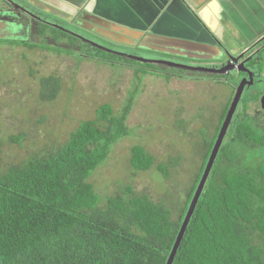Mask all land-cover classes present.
<instances>
[{
	"label": "trees",
	"instance_id": "obj_1",
	"mask_svg": "<svg viewBox=\"0 0 264 264\" xmlns=\"http://www.w3.org/2000/svg\"><path fill=\"white\" fill-rule=\"evenodd\" d=\"M55 18L54 24L65 28L66 22ZM39 33L81 41L60 28ZM78 53L90 59V54ZM40 83L41 101L54 102L60 79L49 76ZM132 96L118 115L113 107L101 106L96 120L82 123L59 148L5 170L0 135V264H168L215 141L205 139L206 153L190 189L177 194L166 185V167L154 170L155 158L142 146L132 148L126 163L151 177L157 188L160 184L157 192L166 191L167 202L136 193L131 185L136 174L126 176L123 194L103 198L88 181L131 136ZM235 132L236 144L262 143L264 148V137L256 139L246 123ZM23 139L12 136L10 142L22 145ZM240 157L229 144L221 148L173 264H264V161ZM179 160L171 161L173 166L181 165Z\"/></svg>",
	"mask_w": 264,
	"mask_h": 264
},
{
	"label": "rangeland",
	"instance_id": "obj_2",
	"mask_svg": "<svg viewBox=\"0 0 264 264\" xmlns=\"http://www.w3.org/2000/svg\"><path fill=\"white\" fill-rule=\"evenodd\" d=\"M28 4L37 11L33 14L38 16L33 19L35 22L44 17L53 28H45L42 24L32 26L29 22L28 28L36 27L34 35L30 29L29 37L32 38L15 35V39L6 38L9 34L6 30L21 31L24 25L0 24V135L4 139V170L31 158H42L59 148L82 123L96 120V112L101 106L113 107L118 115L133 94L134 109L128 120L131 136L114 148L109 164L99 168L88 182L100 196L111 198L125 192L126 176L131 179L136 174L137 178L131 183L136 193L144 192L155 202L162 198L167 202V192H157L160 184L157 188L151 177L135 172L130 168L131 164L126 163L132 148L142 146L155 158L154 170L162 165L166 167L167 175L170 174L168 187L174 188L176 194L184 188L189 190L206 153L205 139L202 140L199 132L212 137L214 122L219 123L225 113L221 106L223 99L230 97L227 88L202 84L201 88L192 90L186 85L190 83L183 82L182 85V82L174 81L169 72L162 71L157 65L155 68L143 66L133 59L153 61L165 56L98 38L72 23H63V28L54 24L55 17L44 14L48 10L39 11L38 3ZM56 28L98 47L94 50L83 41L73 42L63 37L55 40L51 35L39 33L42 30L53 32ZM81 51L90 54V59L82 58L78 53ZM110 54L117 58L113 59ZM177 61L185 63L184 60ZM148 68L150 70L144 72ZM49 76L60 79L61 91L54 102L45 103L40 99V82ZM182 107L186 110L184 115L180 113ZM247 109L245 104L239 109L235 123L239 114L243 115ZM261 114L257 112L254 118L248 116L247 120L257 138L264 137V115ZM206 119L210 123H205ZM204 124L211 127V135L202 132ZM21 135L24 137L22 145L10 142L12 136ZM232 136L233 131L228 139ZM229 145L232 152L242 156L240 160L264 161L262 143L256 147ZM178 160L181 165H177ZM171 161H176L174 166Z\"/></svg>",
	"mask_w": 264,
	"mask_h": 264
},
{
	"label": "crops",
	"instance_id": "obj_3",
	"mask_svg": "<svg viewBox=\"0 0 264 264\" xmlns=\"http://www.w3.org/2000/svg\"><path fill=\"white\" fill-rule=\"evenodd\" d=\"M29 1L60 18L83 13L90 32L94 20L104 39L164 58H198L219 43L237 50L264 34V0Z\"/></svg>",
	"mask_w": 264,
	"mask_h": 264
},
{
	"label": "flooded vegetation",
	"instance_id": "obj_4",
	"mask_svg": "<svg viewBox=\"0 0 264 264\" xmlns=\"http://www.w3.org/2000/svg\"><path fill=\"white\" fill-rule=\"evenodd\" d=\"M28 2L31 1L0 0V24H13L14 26L24 25V28L21 29V31L13 32V30H6V33H9L6 35V38H15V35H17L18 37L22 36V38H24V36L29 37L30 29L34 35L36 27L28 28L29 22L33 23H31L32 26H37L38 24L51 25V23L48 22V19L44 17H40L37 20L38 22H35L33 19H36L38 16L33 14H35V12L37 13V11L33 10V6L29 5ZM37 9L42 12L48 10L41 6L37 7ZM28 13L30 16L28 15ZM44 14H47V16H54L51 12H47ZM54 17H57V19L59 18L63 22L72 23L73 26L76 25L80 29L98 36V38L104 39L102 34H99L100 32L97 31L98 29H102V24L91 20V25L93 26L94 24L96 30L90 32L89 29H85L84 26L86 24V21L88 20L83 13H81L80 15L77 14L75 17H73V19L67 17L60 18L58 16ZM29 38H32V36ZM80 40L86 44H90L88 43L90 41H86L83 39ZM108 40L112 39L110 38ZM90 45L95 46L94 44ZM218 45L219 47L217 49L208 50V52L210 53L204 52L205 55H202L203 57H170L169 59L164 58L162 60L158 59L153 61L161 62V64L159 65L160 69L162 71L164 69L166 72H169L174 81H180L182 82V85H184L183 82L190 83L186 85H188L190 89L192 88V90L201 88L203 86L202 84L209 85L212 88H214V86L216 85H224L227 88V95L230 94V97L226 100L223 99L221 105L223 108H225L224 116L219 123L214 122V131L212 132V137H209L211 141H215L214 147L221 135L223 126L228 118V114L235 104L234 102L236 101L237 94L239 93V90H241V86L243 85L241 100L239 102L238 108L235 110V114L232 117V122L222 145L223 149L225 144L235 145L239 141V139H236L235 132V129L239 124L246 123V126L252 129L251 126L247 123V120L249 119L248 116L252 119L257 112H260L262 113L261 115H264V34L249 46L242 47L237 50H232L231 48L226 47L223 43H219ZM227 55H229L230 57H228ZM81 56H83V54H81ZM177 60H184L185 63L179 62ZM112 63L116 64V62H111L110 64ZM208 89L210 90L211 88ZM244 104L249 110L247 109L248 111H246L243 115L239 114L240 117L235 123L236 115L238 114L239 109ZM180 109V113L184 115L186 111L185 108L182 107ZM187 115V119L189 120V112H187ZM205 123L208 124L210 122L207 120L205 121ZM204 127L205 129H202V132L211 135V133L209 132L211 127H207L205 124ZM231 131H233L234 136L228 139ZM262 132L264 134V124ZM199 135L202 140L208 138L207 135L201 133V131L199 132ZM255 138L258 139L256 134ZM204 143L207 144L205 140ZM246 146L256 147V145L252 143L247 144Z\"/></svg>",
	"mask_w": 264,
	"mask_h": 264
},
{
	"label": "water",
	"instance_id": "obj_5",
	"mask_svg": "<svg viewBox=\"0 0 264 264\" xmlns=\"http://www.w3.org/2000/svg\"><path fill=\"white\" fill-rule=\"evenodd\" d=\"M95 47H97V46L95 45ZM227 56L230 57L229 55H227ZM133 59H135L137 61H141L143 63H148L149 62V61H146V60H143V59H139V58H133ZM242 89H243V85L241 86V90H239V93L237 94L236 101L234 102L235 104L232 107L230 113L228 114V118H227V120H226V122H225V124L223 126L221 135H220V137H219V139H218V141H217V143H216V145L214 147L213 153H212V155L210 157L209 163H208L207 168L205 170V174H204L203 179H202V181L200 183V186H199V188H198V190L196 192L195 198H194V200L192 202V205L190 207L189 213H188L187 218H186V220L184 222L183 228H182V230L180 232L179 238L177 240V243L175 245L173 253H172V255H171V257H170V259L168 261V264H173L174 263V260L176 258L177 252H178L179 247L181 245V242H182V240L184 238L185 232H186V230L188 228V225L190 223V220H191V218H192V216L194 214L196 205H197V203H198V201H199V199L201 197L202 191H203V189H204V187L206 185V182H207V180H208V178H209V176L211 174V171H212V169H213V167L215 165V162L217 160L218 154H219V152L221 150V147L223 145L224 139H225V137L227 135L228 129H229L230 124L232 122V117L235 114V110L238 108V105H239V102H240L241 96H242Z\"/></svg>",
	"mask_w": 264,
	"mask_h": 264
},
{
	"label": "clouds",
	"instance_id": "obj_6",
	"mask_svg": "<svg viewBox=\"0 0 264 264\" xmlns=\"http://www.w3.org/2000/svg\"><path fill=\"white\" fill-rule=\"evenodd\" d=\"M140 59V58H139ZM135 60V59H134ZM143 60H145V59H143ZM146 61H149V60H146ZM136 62H138L137 60H136ZM141 62V61H140ZM143 63V62H142ZM158 63H161V62H158V61H149L148 63H145V64H154V65H158ZM222 148V147H221ZM220 153V152H219Z\"/></svg>",
	"mask_w": 264,
	"mask_h": 264
}]
</instances>
